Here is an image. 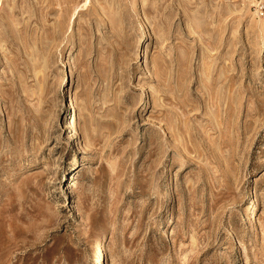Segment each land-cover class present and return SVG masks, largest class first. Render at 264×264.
I'll return each mask as SVG.
<instances>
[{
    "label": "rangeland",
    "instance_id": "obj_1",
    "mask_svg": "<svg viewBox=\"0 0 264 264\" xmlns=\"http://www.w3.org/2000/svg\"><path fill=\"white\" fill-rule=\"evenodd\" d=\"M0 2V264H264V0Z\"/></svg>",
    "mask_w": 264,
    "mask_h": 264
},
{
    "label": "bare ground",
    "instance_id": "obj_2",
    "mask_svg": "<svg viewBox=\"0 0 264 264\" xmlns=\"http://www.w3.org/2000/svg\"><path fill=\"white\" fill-rule=\"evenodd\" d=\"M86 1H87V0H85V3H86ZM136 3H137V2L134 3V7H136ZM0 8H1V2H0ZM137 20L141 21V20H142V17H141L140 15H138ZM73 29H74V25H73V23H70L69 31H68V32H72ZM148 33H149L148 28H147V27H144V28H142V29L140 30L139 37H140V38H141V37H142V38H145V37L148 35ZM72 38H73V37H72ZM63 59H64V58H63ZM70 61H71V60H70V55H69V56L67 57L66 60H63V61H62V63L65 64V63H69ZM69 70H70V71H69V74H71V73L74 72V71H73V67L70 68ZM72 121H74V119H72ZM72 185H74V182H72V180H70V182H69V187H71ZM249 219H250V218H249ZM90 248H91V251H92V252H99L100 259H102V260L104 259L103 254L101 253V244H100L98 238L94 239V241H93V242L91 243V245H90ZM100 259H99V260H100Z\"/></svg>",
    "mask_w": 264,
    "mask_h": 264
}]
</instances>
